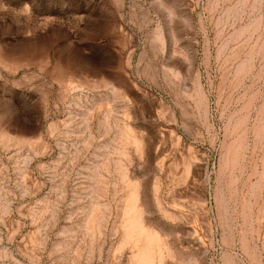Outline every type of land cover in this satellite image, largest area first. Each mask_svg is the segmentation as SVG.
I'll list each match as a JSON object with an SVG mask.
<instances>
[{"label":"rangeland","instance_id":"rangeland-1","mask_svg":"<svg viewBox=\"0 0 264 264\" xmlns=\"http://www.w3.org/2000/svg\"><path fill=\"white\" fill-rule=\"evenodd\" d=\"M0 264H264V0H0Z\"/></svg>","mask_w":264,"mask_h":264}]
</instances>
